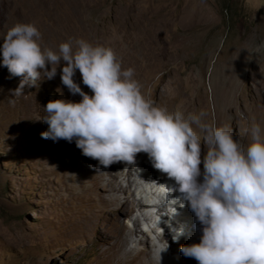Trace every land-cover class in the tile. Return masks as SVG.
Masks as SVG:
<instances>
[{
	"label": "rangeland",
	"instance_id": "obj_1",
	"mask_svg": "<svg viewBox=\"0 0 264 264\" xmlns=\"http://www.w3.org/2000/svg\"><path fill=\"white\" fill-rule=\"evenodd\" d=\"M17 23L39 30L42 49L75 48L82 39L112 48L119 62L145 67L153 60L158 73L144 82L146 99L177 112L179 100L164 101L162 93L177 79L189 105L197 108L202 100L203 122L230 129L242 148L251 143L252 125L264 119V0H0V46ZM2 61L0 54V264H140L155 257L168 231L152 233L159 216L152 218L140 199L151 188L149 172L163 179L149 158L138 154L136 164L104 168L75 141L43 139L42 107L82 99L61 83L64 62L54 79L41 77L13 96L22 78L12 77ZM73 79L92 95L79 71ZM197 134L203 152L205 133ZM164 255L162 264H197Z\"/></svg>",
	"mask_w": 264,
	"mask_h": 264
},
{
	"label": "clouds",
	"instance_id": "obj_2",
	"mask_svg": "<svg viewBox=\"0 0 264 264\" xmlns=\"http://www.w3.org/2000/svg\"><path fill=\"white\" fill-rule=\"evenodd\" d=\"M40 40L39 30L25 23L15 24L3 37V66L12 77L22 78L12 95H23L25 87L36 86L41 77L54 79L63 61L62 85L82 97L78 103L56 99L42 107L41 121L48 129L41 137L75 141L83 156L104 168L119 162L136 164L138 154H147L155 170L175 181L172 186L161 184L167 191H156L171 213V219L158 226L160 234L168 231L164 222L172 221L178 204L186 206L183 212L189 217L190 208L201 225L196 243H176L170 237L176 246L183 244L184 257L197 264H264V131L260 126L252 125L251 143L242 148L230 129L202 123L203 113L186 118L182 112L154 106L133 78L134 70H122L112 48L81 39L75 48L61 43L54 52L42 49ZM77 71L92 95L74 82ZM193 124L205 133L208 148L203 160L201 137ZM201 164L203 181L199 182ZM183 234L181 229L174 239ZM157 244L155 258L161 264L169 245L164 239Z\"/></svg>",
	"mask_w": 264,
	"mask_h": 264
},
{
	"label": "bare ground",
	"instance_id": "obj_3",
	"mask_svg": "<svg viewBox=\"0 0 264 264\" xmlns=\"http://www.w3.org/2000/svg\"><path fill=\"white\" fill-rule=\"evenodd\" d=\"M9 1V0H8ZM28 1V0H27ZM177 44H179V43H177ZM179 49L181 48V46L180 47H178ZM165 50V49H164ZM164 50H163V52H164ZM168 50V49H167ZM176 50V49H175ZM166 52V51H165ZM167 53V52H166ZM142 54V53H141ZM174 54H176V53H174ZM162 56V55H161ZM171 56H173V55H171ZM175 56H173V58H174ZM178 57V56H177ZM130 58H132V57H130ZM143 58H144V56H143ZM142 58V59H143ZM172 58V60H174ZM137 59H139V58H137ZM141 59V60H142ZM155 59V58H154ZM136 60V59H135ZM140 60V59H139ZM149 60H151V59H146V62L144 61V63H147L146 65H145V67H139L138 66V64H134V62H130V61H128V60H126V61H124V62H120L121 63V67H122V70H127V69H129V68H131V69H133L134 70V79L136 80V81H138V83H139V85L141 86V92L143 91V85H144V82H145V80H147V79H149L150 80V77L152 78V77H154L153 75L157 72L158 73V71L157 70H153V60H152V62H148ZM175 60H176V58H175ZM134 61V60H133ZM138 61V60H137ZM159 62H161V61H156L155 60V62L154 63H158V65H159ZM138 63H139V61H138ZM141 63V62H140ZM141 65V64H140ZM162 65V64H161ZM142 66H144V64H142ZM142 68V69H141ZM158 68V67H157ZM156 68V69H157ZM165 68V67H164ZM144 72V74H145V76H143L144 77V79H142L140 76V74H139V72ZM161 71V70H160ZM158 75V74H157ZM192 78V77H191ZM160 79H161V81H160ZM158 81H159V83L160 82H162V84L164 83V81L162 80V77L160 78ZM170 80V79H169ZM157 81V82H158ZM154 83V82H153ZM191 83V82H190ZM225 83H227V81L225 82ZM193 84V83H192ZM191 84V85H192ZM189 87V86H188ZM192 87V86H191ZM190 87V88H191ZM164 90H163V100L164 101H166L165 100V98H169L167 101L168 102H172L173 100H175V99H178L179 100V103L174 107V108H176L179 112H182L183 114H184V116L187 118V117H189V116H191V115H197V116H199L201 113H203L204 115L201 117V122L202 123H204L203 122V119L205 118V108L203 107V103H202V100L201 99H199V103H200V106H198L197 108H194V107H192L191 105H189V101H187V98H185V96H184V94H183V92H182V90H181V87H180V84H179V82H178V80L177 79H173V80H170V82L169 83H167V84H165L164 85ZM223 90V88L221 89V91ZM153 93V92H152ZM227 97L229 98V96H228V94L226 95V97L223 99L224 101H227ZM231 101V100H230ZM221 102H222V100H221ZM227 103V102H226ZM176 104V103H175ZM217 106H220L221 108H222V110L224 111V109H225V104L224 103H222L221 105H217ZM168 107H169V105H168ZM217 110H218V107H217ZM176 112V111H175ZM226 116H227V114H226ZM218 117H219V120H220V115L218 114ZM221 117H222V115H221ZM226 118V117H225ZM222 120V119H221ZM192 127H193V129H194V131H196L197 133H199L200 131H201V129L196 125V124H193L192 125ZM260 128L262 129V131H264V119H263V121L262 122H260ZM199 135V134H198ZM203 140V139H202ZM206 147V149L203 151V152H201V159L203 160V156H204V154L206 153V151H207V148H208V145L207 144H205V146H204V148ZM139 156H143V157H147L148 158V156H147V154H145V153H140L139 154ZM141 161H143V160H141ZM201 168V167H200ZM148 173V172H147ZM151 173V174H150ZM157 174V173H156ZM158 174L160 175V178L162 177L163 179L159 182V180H158V177L155 175V173H152V172H149V175H147V178L145 179V185H151L150 187V189H147L148 191H145L144 190V192H146V195L147 196H145L144 194H141L140 195V199L141 200H144V201H146L144 204H145V206L148 208V209H151L149 212H147L148 214H150V213H154V217H152V218H154L155 219V217H156V215H158L159 216V221H160V223H159V221L154 225V226H151V228H152V233L153 232H155V231H159L158 230V226L161 228L162 227V221H165V220H170L171 219V217L169 216L171 213H170V211L166 208V206L164 205V204H162V197L160 196V195H158L157 194V192L156 191H159V192H163V191H165L166 190V188L165 187H163V186H161V184H167V185H169V186H172V184L173 183H175V181L174 180H170L165 174H162V173H160L159 171H158ZM150 175H151V177H150ZM152 176L154 177V179H152ZM203 181V170L201 169V177L199 178V182H202ZM132 183H134L135 182V180H132L131 181ZM153 182H155V183H153ZM168 183H170V184H168ZM167 191V190H166ZM178 206H179V204H178ZM179 208L181 209V210H183V211H185V208H186V206L185 207H183V208H181L180 206H179ZM148 219V218H147ZM148 220H150V222H151V219H148ZM153 220V219H152ZM159 224V225H158ZM149 227V226H148ZM150 231H151V229H150ZM166 234H167V232H166ZM170 233L168 232V235H169ZM170 237H172L171 236V234H170ZM165 240L166 238L163 236L162 237V240ZM167 240V239H166ZM183 245V244H182ZM182 245H180L178 248H171L170 246L168 247V249H167V251L165 252V255H167V254H178V255H180V257H181V255H182V253L180 252V247L182 246ZM173 246V245H172ZM164 255V256H165ZM183 256V255H182ZM164 258V257H163ZM162 258V259H163ZM140 260V264H157V259L154 257V256H150V258L149 257H143V258H141V259H139ZM161 264H162V262H161ZM164 264V263H163Z\"/></svg>",
	"mask_w": 264,
	"mask_h": 264
},
{
	"label": "trees",
	"instance_id": "obj_4",
	"mask_svg": "<svg viewBox=\"0 0 264 264\" xmlns=\"http://www.w3.org/2000/svg\"><path fill=\"white\" fill-rule=\"evenodd\" d=\"M166 237H167V239H169V240L171 239L170 236H169L168 234H166ZM171 244H172V242H171Z\"/></svg>",
	"mask_w": 264,
	"mask_h": 264
}]
</instances>
